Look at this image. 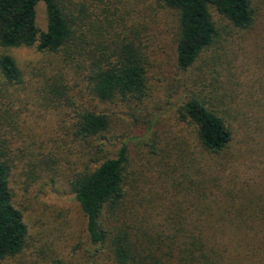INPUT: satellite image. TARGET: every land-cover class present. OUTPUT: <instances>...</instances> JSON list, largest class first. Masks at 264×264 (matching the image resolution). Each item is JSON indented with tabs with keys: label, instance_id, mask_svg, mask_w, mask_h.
Masks as SVG:
<instances>
[{
	"label": "trees",
	"instance_id": "obj_1",
	"mask_svg": "<svg viewBox=\"0 0 264 264\" xmlns=\"http://www.w3.org/2000/svg\"><path fill=\"white\" fill-rule=\"evenodd\" d=\"M141 1L117 0L115 11L107 0L92 8L82 0H0V45L59 53L77 64L93 100L140 101L150 89L149 55L136 43L139 29L128 34L120 25L136 22L134 2ZM157 1L177 18L176 57L182 70L218 41L221 25L214 11L244 31L256 21L252 0ZM41 2L46 29L37 22ZM0 71L10 83L23 81L9 53L0 56ZM192 95L180 105L177 118L195 127L199 145L210 156L203 162L208 181L192 175L201 169L190 159L175 182L176 192L157 203L144 195V167L125 140L115 156L98 159L71 180L86 218L79 245L82 264H264V160L263 167L256 164L255 171L239 173L237 179L233 173L241 156L264 158V101L245 102L231 113L225 101L215 105ZM110 125V114L97 107L78 112L74 124L83 137ZM10 179L11 164L0 145V264L22 253L29 238ZM54 264L66 263L57 259Z\"/></svg>",
	"mask_w": 264,
	"mask_h": 264
},
{
	"label": "rangeland",
	"instance_id": "obj_2",
	"mask_svg": "<svg viewBox=\"0 0 264 264\" xmlns=\"http://www.w3.org/2000/svg\"><path fill=\"white\" fill-rule=\"evenodd\" d=\"M107 1L114 10L117 0ZM252 1L256 21L248 31L214 11L221 25L218 41L189 70L177 64L176 16L157 0L134 2L136 22L127 21L120 28L128 34L139 29L136 43L149 55L150 89L140 101L93 100L77 64L59 53L39 51L36 46L0 45V56L11 54L23 73V81L10 83L0 71V145L11 164L14 202L29 227L23 252L1 264H54L57 259L82 264L79 245L86 218L71 180L98 159L115 156L125 140L144 167V195L155 197L157 203L160 196L176 192L175 182L189 168L190 159L201 169L200 175H192L208 181L203 162L210 156L199 145L195 127L179 121L178 109L194 93L215 105L225 101L231 113L242 110L245 102L264 101V0ZM82 2L92 8L100 0ZM37 22L46 29L43 2L37 7ZM85 107L107 111L109 129L89 137L77 134L75 117ZM246 115L252 117L248 111ZM263 160L241 156L234 178L255 171L256 164L263 167Z\"/></svg>",
	"mask_w": 264,
	"mask_h": 264
}]
</instances>
